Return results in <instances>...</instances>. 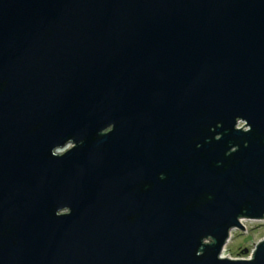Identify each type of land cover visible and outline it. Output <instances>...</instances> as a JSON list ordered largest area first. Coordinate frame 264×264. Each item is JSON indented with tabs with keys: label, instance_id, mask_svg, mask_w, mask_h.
Segmentation results:
<instances>
[{
	"label": "water",
	"instance_id": "1",
	"mask_svg": "<svg viewBox=\"0 0 264 264\" xmlns=\"http://www.w3.org/2000/svg\"><path fill=\"white\" fill-rule=\"evenodd\" d=\"M243 220L264 0H0V264H264Z\"/></svg>",
	"mask_w": 264,
	"mask_h": 264
},
{
	"label": "rangeland",
	"instance_id": "2",
	"mask_svg": "<svg viewBox=\"0 0 264 264\" xmlns=\"http://www.w3.org/2000/svg\"><path fill=\"white\" fill-rule=\"evenodd\" d=\"M245 231L235 230L225 246L222 257L228 259H250L256 246L264 240V220H243Z\"/></svg>",
	"mask_w": 264,
	"mask_h": 264
}]
</instances>
